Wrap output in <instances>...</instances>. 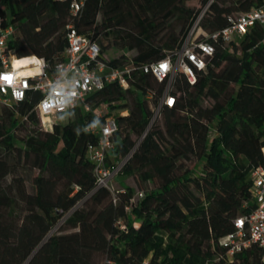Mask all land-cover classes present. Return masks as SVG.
Here are the masks:
<instances>
[{"label":"trees","instance_id":"16d2710c","mask_svg":"<svg viewBox=\"0 0 264 264\" xmlns=\"http://www.w3.org/2000/svg\"><path fill=\"white\" fill-rule=\"evenodd\" d=\"M187 1L88 0L73 19L68 1L0 0V14L17 28L9 48L19 58L35 54L53 63L67 46L66 26L74 20L104 53L108 44L122 50L110 58L112 64L131 51L135 63L148 64L181 44L202 10ZM263 4L214 0L202 26L219 29L228 14ZM254 30L236 52L217 45L195 84L179 72L176 104L164 106L162 120L149 128L152 110L145 95L152 90L157 103L166 81L139 74L127 89L108 83L89 97L109 103L112 112L129 111L118 118L108 163L128 157L119 174L154 183L130 211L136 189L124 186L114 202L107 188H97L87 150L98 137L74 131L93 112L78 106L73 120L47 131L33 110L39 92L12 107L0 106V264H143L147 258L152 264H264L258 243L232 256L219 244L235 231L234 220L256 207L250 173L264 165V47H255L262 33ZM207 97L214 100L210 107L203 104ZM31 124L25 136L18 134ZM127 128L141 137L138 143ZM192 158L190 167L186 161ZM29 159L39 170L32 191L17 169Z\"/></svg>","mask_w":264,"mask_h":264},{"label":"built area","instance_id":"2783aa9c","mask_svg":"<svg viewBox=\"0 0 264 264\" xmlns=\"http://www.w3.org/2000/svg\"><path fill=\"white\" fill-rule=\"evenodd\" d=\"M68 1L70 13L75 19L80 17L88 0H63ZM209 0L204 8L194 19L192 25L184 35L181 44L174 50L170 51L165 58L153 61L148 64H137L131 58L129 53L127 57L117 64L111 63L110 57L103 52L100 43L94 39L91 34L79 30L72 20L67 26V46L64 51L52 63L48 59L49 68H45V74L49 79L53 78L55 65H72V67L80 68L82 71L94 73L97 79L91 81L86 89L82 91V100L80 106L89 112H93L99 116L101 122L106 124L110 135L105 134L101 129L91 131L98 137L97 143L89 144L87 155L94 163V171L97 176V188L105 187L111 190L113 201L117 202V193L123 189L111 188L112 180L119 175L124 163L128 157L117 161L115 165L108 163V156L114 147V136L119 131L118 118L125 116L123 113L129 111L127 109L120 110L118 113L112 112L109 103L98 101H90L89 97L97 91L103 89L108 83L116 82L124 89L131 85V81L136 79L139 74H151L158 81H166L165 89L157 103L154 101V92L147 91L145 99L149 102L152 110V116L149 127L161 116L164 106L173 107L176 104L175 80L177 74L181 72L191 84L197 81L200 71L206 72L213 57L217 52V45H221L224 49L231 52L238 51V46L242 40L249 34L255 32L262 33L261 39L256 43L255 47L262 45L264 47V4L259 7L252 8L246 12H233L227 16V25L216 30H209L202 26V20L211 3ZM259 18H256V17ZM9 16L0 14V72L11 70V57L18 58L15 52L9 48L11 41L15 38L17 28L15 24L9 23ZM259 31V32H258ZM72 38L70 41L69 38ZM72 41H75L73 43ZM255 47L249 48L252 52ZM211 49V52L207 51ZM38 57V56H37ZM203 67H200V65ZM27 68L21 67L17 71H27ZM65 71V69H61ZM67 76H71V72H66ZM40 78L28 79L29 85H35ZM123 81V83H122ZM125 85H127L125 87ZM32 90L25 92V99L30 96ZM40 97L35 102V106L44 98L45 93L40 90ZM24 99V100H25ZM18 104L12 98V89H7V95L0 93V106H9ZM86 106V107H85ZM40 119L41 128L52 131L55 122L53 115H40L35 110ZM264 152V148H263ZM250 177L252 179L251 193L255 200L256 207L249 215H241L234 220L235 231L219 239L221 246L228 248V255L232 256L236 251L251 246L252 243H258L264 249V165L254 168ZM143 196V192H138L132 199L130 205L126 207L130 211L133 204ZM121 228L124 227L123 221H119ZM264 260V257H263ZM143 264H152L149 258L145 259Z\"/></svg>","mask_w":264,"mask_h":264},{"label":"clouds","instance_id":"9594fccd","mask_svg":"<svg viewBox=\"0 0 264 264\" xmlns=\"http://www.w3.org/2000/svg\"><path fill=\"white\" fill-rule=\"evenodd\" d=\"M256 18H259L258 16ZM70 41L72 38H69ZM75 43V41H72ZM211 52V49H207ZM31 65L27 71H17V69ZM200 67H203L201 64ZM49 68V64L44 57H37L35 54L29 57H11V70L0 72V93L7 95V89H12V98L16 103H22L25 99V92L28 90H40L45 93L44 98L35 106V110L40 115H53L55 122L67 124L75 118V109L80 106L82 91L86 89L91 81L97 79L94 73L82 71L80 68H73L72 65H55L53 78L49 79L44 69ZM65 69V71H61ZM66 72H71L67 76ZM39 79L35 85H29L28 79ZM123 83V81H122ZM127 85H125L126 87ZM86 107V106H85ZM123 115H128L127 112ZM101 129L105 134H109L106 124L101 122L99 116L94 114L93 119L74 129L79 136L81 133Z\"/></svg>","mask_w":264,"mask_h":264},{"label":"rangeland","instance_id":"374dc122","mask_svg":"<svg viewBox=\"0 0 264 264\" xmlns=\"http://www.w3.org/2000/svg\"><path fill=\"white\" fill-rule=\"evenodd\" d=\"M187 5L191 6V7H195V9H203L205 4H203L201 2V0H189L186 2ZM101 14L98 16V22L101 21ZM108 41L105 39V43H107ZM108 49H107V56L108 57H119L122 54V50L115 48L112 44H108ZM134 52L131 51L129 55H133ZM143 98V96H142ZM128 100H121L118 103H126ZM214 103V100L211 97H207L205 98L203 104L205 106L210 107L212 104ZM120 110H115L114 112L118 113ZM162 120V117H159L158 120L156 122H160ZM154 122V123H156ZM41 126V124H40ZM34 127V125H22L19 130H18V134L20 136H25L30 129H32ZM127 132H131V130H129V128H127L126 130ZM132 137L136 140V142L138 143L140 141L141 137L136 136L134 133H132ZM196 162L195 158H192V160L186 161V164L189 165L190 167H192L194 165V163ZM18 172L22 175H24L27 179L28 182V188L29 190L32 191V185H31V181H32V177L35 176L39 170L34 166L33 162L29 159V162L26 163L25 165H20L18 166ZM126 185H130L132 187H134L136 189V194L138 192H145L147 189H150L154 186V183L152 181H148V182H143L139 177L136 176H124V175H117L111 182V188L113 190H117V189H122L124 186ZM108 189V188H107ZM110 192L111 190L108 189ZM112 194V192H111ZM109 200V198H108ZM65 217H63L60 222L58 227H60L64 221ZM57 230V229H56ZM55 231V229H54ZM53 231V232H54Z\"/></svg>","mask_w":264,"mask_h":264},{"label":"bare ground","instance_id":"6f19581e","mask_svg":"<svg viewBox=\"0 0 264 264\" xmlns=\"http://www.w3.org/2000/svg\"><path fill=\"white\" fill-rule=\"evenodd\" d=\"M25 57H29V56H25ZM23 58V57H22ZM18 59V58H17Z\"/></svg>","mask_w":264,"mask_h":264}]
</instances>
